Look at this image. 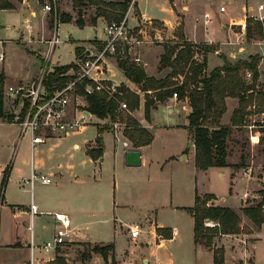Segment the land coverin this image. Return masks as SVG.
I'll return each mask as SVG.
<instances>
[{
  "label": "crops",
  "instance_id": "crops-1",
  "mask_svg": "<svg viewBox=\"0 0 264 264\" xmlns=\"http://www.w3.org/2000/svg\"><path fill=\"white\" fill-rule=\"evenodd\" d=\"M9 1L14 4L13 8H0V54L4 55V58L0 59V73L4 72L6 75L5 87L10 84L29 83L36 79L50 49L47 40L52 37L56 28L59 29V34H62L61 24L68 27V37L60 36L59 43L72 42L75 59L72 62L61 63L59 58L53 61L51 56L50 64L53 70L56 66L74 63L78 58L76 54L78 46L85 49V54H90L97 52L104 45L107 37L105 27L110 22L104 16H99L96 24H91V18L97 15V5L89 4L87 0H82L83 3L80 0H63L62 13L69 14L72 18L58 22L54 27L51 26L50 13L44 9V0ZM129 1L127 19L129 21L132 16L135 20V24L130 27L138 28L140 21L144 19L159 21L163 24L168 37L173 38L170 42L186 40L215 45L214 49L207 52L208 73L224 65V55L235 63L260 54L262 58L258 63L259 77L256 81V90L264 89V46L259 44L261 37L251 42L248 25L244 41L236 43L241 27L230 24L232 19L243 20L248 9L252 7L247 2L229 0L231 4L225 5L227 10L222 12L220 7L214 8L216 0ZM89 8L93 9L92 13H87ZM79 19L84 20L85 24H79ZM181 24L184 28L182 38L179 36L178 28ZM233 26L237 30H234ZM78 29L88 32L86 38L80 39L73 35L72 31ZM145 38L139 48V55L143 60L139 64L145 67L149 76L165 77L172 70L171 67L161 66L165 45H159L152 58L149 54L150 45H147L150 42L149 36L145 35ZM9 44L22 48V52L36 56L39 63L34 71L15 73L12 70V62L7 57L5 49ZM250 46H253L255 51L250 52ZM55 48L56 46L53 52ZM195 50V57L202 60L204 49L195 47ZM27 54L22 53V56L29 57ZM213 54L220 58L213 59ZM113 66L122 71L123 80L118 81L111 77L109 69ZM115 73L111 72L113 76ZM71 74L72 71L67 76L71 77ZM97 76L103 79V83L113 84L115 88L125 84L140 95V107L131 113L153 134V141L135 147L124 132L129 142L128 146L124 145V139L116 137L118 143L116 140L113 143L106 142L104 136L107 133L115 136L111 129H107L102 133L104 153L98 159H94L88 153V149L96 147L99 128L104 127L101 123L109 117L102 118L90 112L88 100L81 93L77 101L72 102L71 111L83 110L87 113L89 123L96 127V134L92 139L84 137L81 129L66 136L49 138L32 148L31 139L28 137L24 145L27 147H23L21 151L24 137L20 136L19 126L0 120V151L5 152V155L0 157V186L5 169L11 166L4 198L0 202V208L6 209L3 223L8 227V236L6 235L3 243H0V264H28L32 255V237L37 244L53 237L57 223L54 213L60 212L71 217L72 238L56 250L44 251L35 248V255L40 260H48L53 264L58 255L67 254L72 257L68 260L73 264H114V259L117 264V245L120 241L126 240L134 243L135 247H143L145 244L149 246V255L142 256L145 264L151 263L152 257L156 263L161 264L164 259L163 246L181 233L178 226L175 225L173 228L167 226L163 210L169 209L176 213L188 211L192 215L189 208L194 206L197 193L201 195L213 193L216 198L212 199L211 203L229 206L238 211L249 203V197L261 196L260 190L264 188V162L257 165L256 161L257 157L264 160V148L256 149L258 145L250 141V132L246 125L252 123L264 128L262 127L264 112L247 114L243 126L234 127L228 140L227 166H212L202 170L197 168L195 163V141L189 130L192 106L188 97L179 98L171 95L163 100H157L151 109V117L147 119L146 95L148 93L153 97L156 92L146 91L142 84L127 77L113 56L107 57L103 73ZM175 79L181 82L183 76ZM244 80L247 84L253 83L250 69L245 70ZM90 82L94 83L93 80ZM253 90L254 88L250 91ZM226 104L227 110L221 121L223 124L231 125L234 111L240 105V98L227 96ZM163 106L172 110L170 113L173 116H170L167 123H158L156 112ZM180 115L185 119L182 124L174 120ZM174 130L183 138L175 149L169 147L171 150L167 151L165 146H156L158 136L163 131ZM261 132L263 133L264 129L259 130V134ZM243 138L245 141L247 139V144H243ZM190 141H194L193 145H190ZM263 141L264 137L258 143V147L264 144ZM130 148L142 151L141 165L126 164L125 151ZM243 154L244 165L235 167V164L241 162ZM32 170L46 174L51 178V182L43 183L36 180L33 185L26 182L24 179L30 177ZM213 177L215 181L224 183L223 190L213 187ZM231 196L239 202L236 204L230 199ZM32 201L40 210V213L33 217L30 212ZM134 223H141L144 227L142 235L137 239L131 238L129 234V225ZM242 224H247L249 231L223 234L214 241L215 248L223 247L225 250L223 263L215 262L212 249L195 242L193 227L191 249L194 251V257L190 264H264V223L261 227H255L245 215H242ZM79 242L99 245L113 243L115 249L109 252L107 259L100 252H92L83 259L82 254L85 250L71 249ZM249 242L250 247L247 246ZM183 262L189 264L185 259Z\"/></svg>",
  "mask_w": 264,
  "mask_h": 264
},
{
  "label": "trees",
  "instance_id": "trees-1",
  "mask_svg": "<svg viewBox=\"0 0 264 264\" xmlns=\"http://www.w3.org/2000/svg\"><path fill=\"white\" fill-rule=\"evenodd\" d=\"M89 4L97 5L96 16L92 17L91 24H96L99 16H104L109 22L122 21L127 13L130 1H106V0H87ZM81 3L82 0H80ZM14 4L9 0H0V8H13ZM57 16L58 22L67 21L72 18L71 15H66L60 12ZM51 26L56 24V18H51ZM78 23L83 25L85 21L78 20ZM248 35L252 31H256L260 37H264V23L254 21L253 18L248 19ZM179 36L183 37V31L179 30ZM195 47L204 49V57L198 60L195 57ZM213 48L206 45L190 41L176 40L165 44V53L161 58L162 67H171L172 70L165 77L156 78L149 76L144 67L132 60L130 57L118 58V64L125 72L127 77L133 81L142 84L146 91L153 90L155 95L151 97L146 95V117H151V109L155 106L157 100H163L167 96L178 93L179 98L188 97L192 106V111L189 115L190 124L189 130L195 141L196 147V167L206 170L212 166H227L228 161V140L233 133L234 127L241 128L245 122L247 114L264 112V89L256 90V81L259 77L258 63L262 56L256 54L246 60L231 62L227 57L223 56L225 63L221 67L215 68L210 73L207 72L208 56L207 52ZM77 57L85 55V49L78 46L76 48ZM74 63L56 66L47 76L46 84L50 89L52 84H64L68 77L60 75L69 70ZM252 71V84H247L244 80L245 70ZM183 76L182 81L175 78ZM5 79L4 72L0 73V119L5 118ZM105 85H110L104 82ZM253 91H250L253 89ZM77 92L86 96L88 100V110L99 117L111 116L117 110L118 100H126L130 106V110L138 109L140 105V95L133 92L125 84L112 89L96 90L88 93L83 84H79ZM237 96L240 98V105L234 111L231 125L223 124L221 119L227 110L226 97ZM129 128L125 133L133 142L135 147L150 144L153 141V134L130 113L123 116ZM254 125L253 132L259 130L257 124L249 123V126ZM264 127V125H262ZM107 130V127L99 128V135L96 139V147L88 149V153L98 159L104 153V139L102 133ZM251 141V137L249 135ZM252 142V141H251ZM245 155H242L240 163L235 164V167L244 165ZM11 166L9 165L4 171V177L0 186V202L4 198V189L9 179ZM263 198L261 201L254 200L244 206L241 211L224 205L211 203V200L216 198L213 193H205L203 195L197 193L194 206L189 210L192 213L195 225L194 234L195 242L203 244L214 251L216 263L224 262V248H215L214 241L216 237L223 234H236L245 231L246 228L242 224V215H245L255 227H261L264 223V188L260 190ZM208 221H213L218 224L215 226L207 225ZM162 229H159L161 231ZM172 237L171 235H165ZM113 243L107 245L96 244L92 248H87L82 257L85 259L92 252H100L107 259L109 252L114 251ZM53 264H69L65 257L58 255ZM114 264L116 261L114 259Z\"/></svg>",
  "mask_w": 264,
  "mask_h": 264
},
{
  "label": "built area",
  "instance_id": "built-area-1",
  "mask_svg": "<svg viewBox=\"0 0 264 264\" xmlns=\"http://www.w3.org/2000/svg\"><path fill=\"white\" fill-rule=\"evenodd\" d=\"M44 9L47 12L53 10V4H46ZM226 10L227 7L222 5L221 11L224 12ZM127 17L128 14L122 21H115L106 25L105 31L107 37L102 48L98 49L95 53L78 57L74 61V65L60 75L61 77H68V73L72 71L71 77H68V80L64 84L54 83L50 89L46 84L47 76L53 71L52 68H49V62L51 61L54 47L60 42L59 29L56 28L52 34V38L47 40L50 44V49L45 56L46 65L42 66L36 79L29 83L12 84L6 87L5 93L7 92L14 101L17 100V105H19L16 116L10 122L19 126L21 137H30L32 148L44 143L49 138L66 136L89 123V116L85 111H71L72 98L74 95H79L77 92L79 84H83L88 93L101 89H108L110 91L115 89L114 85H105L103 79L97 76L103 73L108 56H113L116 59L130 57L138 63L142 62L141 57L136 55L137 46L140 44L141 40L138 38V35L133 32L132 27L129 26ZM249 18L264 23V3H260L257 8L250 7L243 20L238 21L232 19L230 21L231 25H238L241 27L236 43L244 41ZM147 21V19H144V22ZM57 23L58 20L56 15V24ZM144 29L145 27H142V31ZM259 44L264 46V37L259 39ZM3 58L4 55L0 54V59ZM250 75L249 73L248 76ZM91 80H93L94 83H91ZM173 95L178 96V93L174 92ZM125 109H128V104L127 102H122L116 112ZM115 124L118 126V122ZM249 129L251 132L250 137L253 141L259 132H253L254 125H250ZM119 130L121 131L120 127L115 130V137L117 139H120L118 135ZM123 143L125 146L129 145L127 139H124ZM24 180L32 185L36 180H40L43 183L51 182L49 176L44 173H39L36 170H32L30 177ZM30 212L32 217L40 213L38 205L34 201L30 204ZM54 214L57 223L53 237L38 244L32 237V255L28 264H51L48 260H40L37 258L34 251L35 248L44 251L56 250L61 245L69 242L72 238L73 228L69 214L64 212ZM207 223L213 224L214 222ZM143 231L144 227L141 223L129 225V234L133 239L139 238Z\"/></svg>",
  "mask_w": 264,
  "mask_h": 264
},
{
  "label": "rangeland",
  "instance_id": "rangeland-1",
  "mask_svg": "<svg viewBox=\"0 0 264 264\" xmlns=\"http://www.w3.org/2000/svg\"><path fill=\"white\" fill-rule=\"evenodd\" d=\"M239 2H247V4H249L252 7L257 8V6L260 3H264V0H238ZM62 2L63 0H44L43 4L44 6L46 4H53V10L49 11L48 13H50V20L51 18H56V15L59 16V12L60 15L62 13L61 7H62ZM231 4L229 2V0H216L215 2V9H218L220 7L221 10V6L222 5H227V4ZM60 9V10H59ZM87 9V8H85ZM84 9V10H85ZM255 10V9H254ZM93 9L89 8L87 13H92ZM256 11V10H255ZM69 15V14H66ZM115 22V21H112ZM111 23V22H110ZM129 26H133L135 24V20L134 18L131 16L129 18L128 21ZM142 27H145V29L142 31ZM60 32L62 33L60 36L62 38L68 37L67 34V26L66 25H62L60 27ZM179 30L183 31V24H181L180 26H178ZM234 30H237L235 28V26H233ZM133 32L138 35V38H140L141 42L140 44H138L137 46V50H136V54L138 53L139 55V48L141 43L143 42L145 38V35L149 36L150 42L147 45H150L149 48L150 49V56L153 58V55L156 53L157 47L159 45L162 44H166L169 43L171 39V37H168L167 32L164 31V26L163 24H161V22L159 21H147L144 22V20L140 21V25L138 26V28H132ZM90 30V29H89ZM91 31V30H90ZM99 32H101V28H99ZM73 35L76 38H80V39H84L86 38L87 35V31L84 30H74L72 31ZM250 41L253 42L255 39L259 38L260 36L258 35V33L256 31H252L251 35H250ZM52 38V37H51ZM200 45H208L211 48H215V45H209L206 44L204 42H202ZM1 49V47H0ZM6 53H7V57L11 60L12 62V70L15 73H26V72H31L34 71L36 68V65L39 63L38 59L36 58V56L34 55H29L26 52H22V48H18L17 46H13V45H8L6 48ZM250 52L255 51V48L253 46H250ZM23 54H27L29 55V57L27 56H22ZM135 55V53H134ZM140 56V55H139ZM225 56V55H224ZM213 59L214 58H220V56L213 54ZM227 57V56H225ZM52 58L53 61H56L58 58L60 59L61 63H65V62H72L75 59V50H74V45L72 42H66V43H57L55 51L52 53ZM143 61V60H142ZM51 62V61H50ZM49 62V63H50ZM155 63V62H154ZM153 65H156L154 64ZM44 66L46 65V62L44 61ZM49 68H52V65L50 64ZM145 68V67H144ZM110 70V75L112 78H116V80L121 81L124 79V76L122 74V71H120L116 66H113L112 69ZM264 71V70H263ZM111 72H116L115 76H113L111 74ZM12 85V84H10ZM113 85V84H112ZM6 89V88H5ZM134 92V91H133ZM153 94V92L151 93ZM78 96L74 95L72 98V102L74 100L77 101ZM119 105L118 108L120 107V104L122 102H127L126 100H118ZM18 101L15 100L9 96V94H7V92L5 93V106H4V110H5V118H1L0 120H3L5 122H10L11 120H13V118L16 116V111L19 110V105ZM130 106L128 105V109L116 112L114 111V113L111 116H108L109 118L106 120H104L105 122L101 123L104 127H107V129H111L114 134H115V130L117 128L120 127L121 131L119 130V136L121 139H126L124 136V132L126 131L127 128H129L130 126L127 125V123L125 122V119L123 118V116H125L127 113H131V110L129 108ZM140 107V105H139ZM138 107V108H139ZM117 108V109H118ZM135 111V110H134ZM170 111L166 106L161 107L157 112H156V120L161 123H167L170 119V116H173L172 113H170ZM175 121H178L180 124L185 122L184 116L180 115V117L178 119H174ZM116 122H118V126L115 124ZM82 129L83 132V136L87 137V138H94L95 134H96V127L94 126V124L91 123H87L83 126L80 127L79 130ZM258 130L264 129V128H259V126L257 125ZM251 134V132H250ZM260 135V136H259ZM264 137V132L260 133L257 135V137L252 141L253 143H256L259 146V142L262 141V138ZM29 136L24 137V141L22 142L21 145V151L23 149V147H27L24 146L26 145V141L28 139ZM246 137V136H245ZM105 141L106 142H110L113 143L115 139V136H113L110 133H107L105 136ZM183 138L181 136V134L178 131H163V133H161L158 136V141L156 146L158 147H162L165 146L167 147V151L171 150L169 147H173L172 149H175L181 142H182ZM115 142L118 143V141L116 140ZM242 142H244L243 144H247V139L245 141V138L242 139ZM264 143V141H263ZM49 145V144H48ZM257 146V150L260 148H264V144L260 147ZM5 152L0 151V157L4 156ZM38 155V154H37ZM36 155V156H37ZM231 160V159H230ZM233 160L235 161L236 158H233ZM264 160L261 159L260 157H257V165H260V163H263ZM259 169V168H258ZM257 186V185H256ZM213 187L219 190H223L224 188V183L221 181H215L214 177H213ZM255 188V187H254ZM38 190V188H37ZM263 198L262 194L261 196L258 198H252L249 197L248 202L254 201V200H258L261 201ZM230 199L234 200L235 203L237 204L239 201L236 198H233L232 196L230 197ZM240 200V199H239ZM163 218H164V222L167 224L168 227H174L175 225L178 226V228H180L181 233L180 235H178L175 239L166 242V245L163 246L162 248V255L164 257L163 261L161 264H186L184 263V259L186 261L190 262L193 260L194 257V251L191 249V244L193 241V227H194V220L192 215L188 212V211H182L179 213L173 212L172 210L166 209L163 210ZM5 214H6V209L4 208H0V243H3L4 237L7 235L8 236V227L4 225L3 221L5 218ZM208 222H213V221H208ZM216 223V222H214ZM208 224L209 226H215L216 224ZM246 230L249 231V226L247 224H244ZM96 244L93 243H89V242H79L78 244H75L71 249H81L82 251L86 250L87 248H92L93 246H95ZM248 247L251 246V243L249 242L247 244ZM149 246L148 245H144L143 247H135L134 243L131 242H127L126 240H122L120 241V243L117 245V264H145V262L142 260V256L145 254H147V256L149 255ZM62 255V254H61ZM63 257H65L66 261L69 264H73L71 263L68 258H72L71 256H68L67 254L62 255ZM165 260H169L168 262ZM188 263V262H187ZM147 264H159L155 262L154 257H152V262L151 263H147Z\"/></svg>",
  "mask_w": 264,
  "mask_h": 264
},
{
  "label": "water",
  "instance_id": "water-1",
  "mask_svg": "<svg viewBox=\"0 0 264 264\" xmlns=\"http://www.w3.org/2000/svg\"><path fill=\"white\" fill-rule=\"evenodd\" d=\"M194 141H190V145H193ZM142 151L136 148H130L125 151V162L129 166H139L142 163Z\"/></svg>",
  "mask_w": 264,
  "mask_h": 264
}]
</instances>
